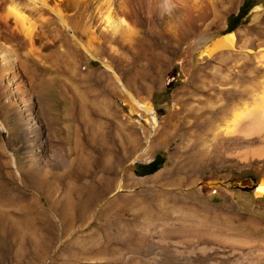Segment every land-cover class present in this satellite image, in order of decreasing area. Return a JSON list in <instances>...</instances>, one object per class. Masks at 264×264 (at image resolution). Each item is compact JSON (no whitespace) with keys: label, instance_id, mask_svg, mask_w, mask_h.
<instances>
[{"label":"rangeland","instance_id":"1","mask_svg":"<svg viewBox=\"0 0 264 264\" xmlns=\"http://www.w3.org/2000/svg\"><path fill=\"white\" fill-rule=\"evenodd\" d=\"M16 2L34 21L44 17L27 8L25 0ZM260 5L264 0H243L240 9L228 15L230 30L251 26L253 9ZM242 7L243 14L236 19ZM209 38L195 39L192 65L202 67L200 46ZM47 40L52 42L40 46L42 56L34 65L35 82L28 76H22V80L24 86L33 84L42 93L41 104L50 114L52 132L66 142L58 153L70 162L54 176L60 184L57 204L40 205L38 196L43 192L21 179V156L4 151L9 131L2 126L4 84L0 80V264H236V257L230 256V244L194 238L189 235L191 228L247 237L255 245L264 244V199L254 195L261 176L255 168L231 163L232 153L247 146V141L219 136L214 145H220L207 153L200 128L203 119L197 111V91H192L196 96L188 95L181 103L175 99L188 80L183 71L188 43L181 47L174 67L169 70L166 66L163 85L148 97L160 126L152 135H146L140 126H128L124 116L127 107L118 95L93 91L82 74L76 75L68 54L59 47V43L67 41L65 34L60 42L51 35ZM11 44L17 45V40L12 39ZM90 66L105 70L99 61H92ZM80 68L84 71L86 65L82 63ZM251 84L243 80L236 82L238 87L232 84L236 93L231 95L230 91V115L232 106L251 102L248 89L240 88ZM217 94L220 101L218 111L209 117V139L214 137L215 129L224 128L223 118L229 113L223 109L227 93ZM112 108L117 110L115 115ZM170 117L173 126H165ZM129 132L135 135L134 143L124 151ZM109 135L116 138L113 148L119 154L110 159V167H116V172L109 184L115 179L104 196L76 217L74 202L80 206L88 189L85 187L77 198L73 179H67L78 164L76 154L80 149L76 147H87L91 139L101 146ZM229 150L230 162L226 156ZM155 159L159 169L154 173L146 174L144 168L138 167ZM95 172L96 182L106 176L103 168ZM164 230L168 232L167 242L160 241ZM207 255L211 256L205 262L203 257Z\"/></svg>","mask_w":264,"mask_h":264},{"label":"bare ground","instance_id":"2","mask_svg":"<svg viewBox=\"0 0 264 264\" xmlns=\"http://www.w3.org/2000/svg\"><path fill=\"white\" fill-rule=\"evenodd\" d=\"M242 3L243 0H25L27 8L44 16L38 22L16 0H0V80L4 84L0 108L5 117L2 126L9 131L4 151L21 156V179L43 192L38 196L39 204H57L60 184L54 176L70 161L58 153L66 142L52 132L50 114L41 104L42 93L33 84L24 86L22 76L35 82L34 65L42 56L40 46L52 42L47 35L60 42L62 34L67 41L59 43V47L68 54L76 75L82 74L93 91L118 95L127 107L124 116L128 126H140L146 135H152L160 126L148 97L163 85L166 66L169 70L174 67L181 47L188 43L183 55V71L188 80L176 92L175 99L181 103L188 95L196 96L192 91H197V111L203 119L200 128L207 153L220 145H214L219 136L247 141V146L232 153L231 163L257 170L261 179L254 195L264 199V5L253 9L251 26L229 32L228 15L239 10ZM204 36L210 38L200 46L202 67H198L191 64V50L195 39ZM12 39L17 40V45L11 44ZM92 61H99L105 70L91 67ZM82 63L86 65L84 71L80 68ZM240 80L253 83L251 89L240 87L248 89L252 99L239 107L232 106L230 115V91L232 84L238 87L236 82ZM217 91L227 93L223 109L229 113L224 115V128L215 129L214 137L209 139V117L218 111L220 101ZM233 92L231 95H235ZM109 104L112 106V101ZM112 111L114 115L117 112L114 108ZM172 121V117L168 118L165 126H173ZM127 139L124 151L132 146L135 135L129 132ZM116 143V138L109 135L101 146L91 139L87 147H76L80 149L76 154L78 164L67 179H73L77 198L88 188L84 202L80 206L74 202L76 217L110 190L115 177L111 184L109 179L116 167H110L109 162L112 156H119L113 148ZM226 156L230 162V150ZM96 168H103L106 174L98 182ZM202 229L191 228L189 235L230 244V256L236 257V264H264V244ZM167 233L162 232L161 242L168 241ZM210 256L203 257V261L207 262Z\"/></svg>","mask_w":264,"mask_h":264},{"label":"trees","instance_id":"3","mask_svg":"<svg viewBox=\"0 0 264 264\" xmlns=\"http://www.w3.org/2000/svg\"><path fill=\"white\" fill-rule=\"evenodd\" d=\"M247 1V0H246ZM254 2V1H253ZM253 5V4H252ZM256 4H254L252 7H254ZM247 5L244 3L243 7H246ZM243 7L241 8L240 10V13L239 15L236 17V19H239L240 16H242V9ZM251 9V8H250ZM248 11H246V13H244L243 17H245L247 15ZM239 26V25H238ZM237 27V26H236ZM234 30V29H233ZM233 30H230L229 32L233 31ZM158 160L155 159L152 163L148 164V165H138V167H141V168H144L143 170H146V174H151V173H154L155 171H157L159 169L158 165ZM157 167V168H156ZM156 170H155V169Z\"/></svg>","mask_w":264,"mask_h":264},{"label":"water","instance_id":"4","mask_svg":"<svg viewBox=\"0 0 264 264\" xmlns=\"http://www.w3.org/2000/svg\"><path fill=\"white\" fill-rule=\"evenodd\" d=\"M258 185V184H257ZM257 185L255 186V188L257 187ZM237 186V185H234V187Z\"/></svg>","mask_w":264,"mask_h":264}]
</instances>
